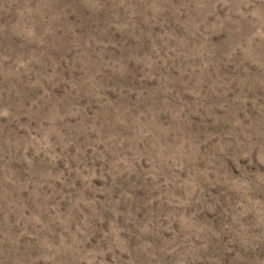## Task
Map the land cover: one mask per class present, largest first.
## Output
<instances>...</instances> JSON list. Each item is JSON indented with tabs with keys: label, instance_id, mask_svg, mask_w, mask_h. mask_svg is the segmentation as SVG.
<instances>
[{
	"label": "rangeland",
	"instance_id": "374dc122",
	"mask_svg": "<svg viewBox=\"0 0 264 264\" xmlns=\"http://www.w3.org/2000/svg\"><path fill=\"white\" fill-rule=\"evenodd\" d=\"M0 264H264V0H0Z\"/></svg>",
	"mask_w": 264,
	"mask_h": 264
}]
</instances>
